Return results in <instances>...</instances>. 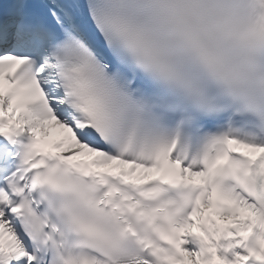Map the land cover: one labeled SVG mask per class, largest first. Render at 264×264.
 Here are the masks:
<instances>
[{
    "label": "bare ground",
    "instance_id": "1",
    "mask_svg": "<svg viewBox=\"0 0 264 264\" xmlns=\"http://www.w3.org/2000/svg\"><path fill=\"white\" fill-rule=\"evenodd\" d=\"M62 120L60 122V124L58 125L57 129H59L60 132H66L67 130V123L70 122V119L68 118V116L66 114L62 115ZM243 147L245 149H247L248 151H250L251 153L255 154L258 152V148L252 146V145H243ZM99 159H104L106 158L107 160H110V158L105 157L103 155H99L98 156ZM142 172V171H141ZM7 228V226H5V229ZM3 235L0 236L1 241L10 248V245L6 242L5 239V235H6V231L2 232ZM12 247V246H11ZM189 247L195 248L197 250H200V247L198 246V243L195 241H189ZM216 247L214 245L209 246L207 248L206 251H203L202 253H204L206 255L205 260L202 263H199V259H197L194 254L191 253V251H187V257L185 260V264H211V257H215V256H219L222 258H227V261L224 264H241L240 263V259H246V256L244 257L242 253H235L233 251H228L227 250V245H224V250L222 251H215ZM197 250H195V252H197ZM19 263L22 262V257L19 256L18 257ZM243 260V261H244ZM27 261V259H26Z\"/></svg>",
    "mask_w": 264,
    "mask_h": 264
},
{
    "label": "rangeland",
    "instance_id": "2",
    "mask_svg": "<svg viewBox=\"0 0 264 264\" xmlns=\"http://www.w3.org/2000/svg\"><path fill=\"white\" fill-rule=\"evenodd\" d=\"M11 246H12V249L14 250V246H13V244H11ZM192 253V252H191ZM193 254V253H192Z\"/></svg>",
    "mask_w": 264,
    "mask_h": 264
}]
</instances>
